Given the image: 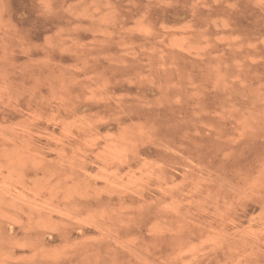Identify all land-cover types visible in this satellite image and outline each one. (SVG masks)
<instances>
[{"label":"rangeland","instance_id":"374dc122","mask_svg":"<svg viewBox=\"0 0 264 264\" xmlns=\"http://www.w3.org/2000/svg\"><path fill=\"white\" fill-rule=\"evenodd\" d=\"M0 264H264V0H0Z\"/></svg>","mask_w":264,"mask_h":264}]
</instances>
